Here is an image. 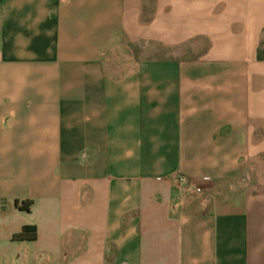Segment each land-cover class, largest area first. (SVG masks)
<instances>
[{
    "label": "crops",
    "instance_id": "crops-1",
    "mask_svg": "<svg viewBox=\"0 0 264 264\" xmlns=\"http://www.w3.org/2000/svg\"><path fill=\"white\" fill-rule=\"evenodd\" d=\"M0 264H264V0H0Z\"/></svg>",
    "mask_w": 264,
    "mask_h": 264
},
{
    "label": "trees",
    "instance_id": "trees-1",
    "mask_svg": "<svg viewBox=\"0 0 264 264\" xmlns=\"http://www.w3.org/2000/svg\"><path fill=\"white\" fill-rule=\"evenodd\" d=\"M32 203H22L18 208L22 211L29 212ZM37 237V229L33 225L23 226L21 231L12 236V241H34Z\"/></svg>",
    "mask_w": 264,
    "mask_h": 264
},
{
    "label": "rangeland",
    "instance_id": "rangeland-1",
    "mask_svg": "<svg viewBox=\"0 0 264 264\" xmlns=\"http://www.w3.org/2000/svg\"><path fill=\"white\" fill-rule=\"evenodd\" d=\"M147 10L146 5H144V16L145 12ZM131 49L136 55H138L139 59H149V58H156V57H162L164 53V49L160 48L159 50H149L146 48L145 43H134V44H128L125 47V50ZM166 51V50H165Z\"/></svg>",
    "mask_w": 264,
    "mask_h": 264
},
{
    "label": "built area",
    "instance_id": "built-area-1",
    "mask_svg": "<svg viewBox=\"0 0 264 264\" xmlns=\"http://www.w3.org/2000/svg\"><path fill=\"white\" fill-rule=\"evenodd\" d=\"M177 180H178L179 185H189L193 188L195 192L197 193L201 192L200 187L196 186L188 177L179 176Z\"/></svg>",
    "mask_w": 264,
    "mask_h": 264
}]
</instances>
